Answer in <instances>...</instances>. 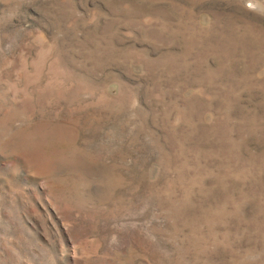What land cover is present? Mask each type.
I'll use <instances>...</instances> for the list:
<instances>
[{"label":"rangeland","instance_id":"1","mask_svg":"<svg viewBox=\"0 0 264 264\" xmlns=\"http://www.w3.org/2000/svg\"><path fill=\"white\" fill-rule=\"evenodd\" d=\"M0 264H264V0H0Z\"/></svg>","mask_w":264,"mask_h":264},{"label":"snow or ice","instance_id":"2","mask_svg":"<svg viewBox=\"0 0 264 264\" xmlns=\"http://www.w3.org/2000/svg\"><path fill=\"white\" fill-rule=\"evenodd\" d=\"M252 5L250 4L249 7H251Z\"/></svg>","mask_w":264,"mask_h":264}]
</instances>
